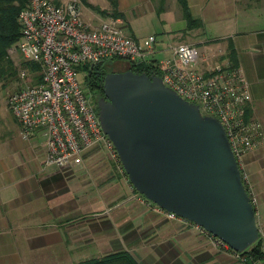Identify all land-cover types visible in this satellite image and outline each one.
<instances>
[{
  "label": "crops",
  "instance_id": "crops-1",
  "mask_svg": "<svg viewBox=\"0 0 264 264\" xmlns=\"http://www.w3.org/2000/svg\"><path fill=\"white\" fill-rule=\"evenodd\" d=\"M88 1L102 9L111 6L109 0L102 6ZM187 3L201 28L188 26L178 0H117L124 14L117 17L136 39L154 36L158 58L169 54L171 44L191 43L213 63L232 60L249 83L251 115L264 125V27L258 23L264 22V0ZM146 11L159 15L161 28L147 34L130 28L129 16ZM95 12L88 20L104 17ZM21 131L20 125V137L6 147L0 143V264H80L121 250L140 264H247L193 223L168 219L156 206L142 203L123 171L115 169L117 163L102 155L103 146H93L81 164L62 170L44 165L42 130L30 138ZM246 166L264 240V139L246 155ZM105 175L108 185L97 181ZM109 209L117 217L108 216Z\"/></svg>",
  "mask_w": 264,
  "mask_h": 264
},
{
  "label": "built area",
  "instance_id": "built-area-1",
  "mask_svg": "<svg viewBox=\"0 0 264 264\" xmlns=\"http://www.w3.org/2000/svg\"><path fill=\"white\" fill-rule=\"evenodd\" d=\"M19 22L21 37L15 49L19 56L12 57L14 49L9 53L19 83L9 94L8 104L25 138H30L35 130L43 131L45 166L69 169L83 162L88 149L99 145L108 150L123 171L81 75L88 74L86 66L110 59L124 60L127 65L152 63L166 86L197 104L204 115L214 116L223 124L255 205L257 197L249 181L246 155L263 141L264 125L248 115L252 95L239 66L225 59L213 63L191 43L171 44L169 54L158 58L154 36L144 42L136 39L125 31L124 20L114 15L88 20L80 0H28L19 13ZM140 200L150 206L155 204L145 197ZM154 206L168 219L188 221L157 204ZM212 237L216 245L229 248L218 237ZM233 253L245 261L240 252Z\"/></svg>",
  "mask_w": 264,
  "mask_h": 264
},
{
  "label": "water",
  "instance_id": "water-1",
  "mask_svg": "<svg viewBox=\"0 0 264 264\" xmlns=\"http://www.w3.org/2000/svg\"><path fill=\"white\" fill-rule=\"evenodd\" d=\"M99 119L134 188L242 252L260 237L253 204L223 124L160 76L109 72Z\"/></svg>",
  "mask_w": 264,
  "mask_h": 264
},
{
  "label": "trees",
  "instance_id": "trees-1",
  "mask_svg": "<svg viewBox=\"0 0 264 264\" xmlns=\"http://www.w3.org/2000/svg\"><path fill=\"white\" fill-rule=\"evenodd\" d=\"M182 9L183 14L188 22L190 28L200 27L201 20L194 18L191 14L190 8L188 6L187 0H178ZM28 0H0V79H15L16 78V67L14 60L9 55V48L16 44L21 37V24L19 22V13L27 4ZM115 9L108 11L106 9H101L95 7V10L101 14L108 16L110 14L114 16H122L123 13L117 8L116 0L113 1ZM231 58V57H230ZM115 59L106 60L92 66H86L88 74L86 76L87 85L89 91L95 94L98 99L104 96V79L105 75L109 72H114L113 67H111V62ZM232 65L237 66L230 60ZM32 68H36L35 64L31 65ZM131 69L136 73H147L149 76H159V69L152 63H132L127 65L128 70ZM97 110H99L98 104L96 102ZM248 115H251L250 108H248ZM121 163V161H120ZM121 166L123 167L122 163ZM123 173L129 180V177L123 168ZM131 183V181L129 180ZM132 185V183H131ZM133 186V185H132ZM134 188V186H133ZM134 190L138 192L135 188ZM139 193V192H138ZM155 205V204H154ZM209 235H211L209 233ZM213 236V235H211ZM228 250L234 252L230 247ZM242 257H245V262L247 264H254L257 260L264 259V240L260 236L259 239L250 247L240 252ZM80 264H140L138 260L128 251L121 250L116 252H111L109 254L103 255L99 258L89 259Z\"/></svg>",
  "mask_w": 264,
  "mask_h": 264
},
{
  "label": "rangeland",
  "instance_id": "rangeland-1",
  "mask_svg": "<svg viewBox=\"0 0 264 264\" xmlns=\"http://www.w3.org/2000/svg\"><path fill=\"white\" fill-rule=\"evenodd\" d=\"M54 1L57 2V3L59 1L61 3H63V2L69 1V0H54ZM80 1H81L83 14H84L85 18H87V19L92 18L93 15L96 14L95 7L101 8L98 5L91 4L88 0H80ZM95 1L99 2V4H101V6H102L104 0H95ZM107 1L108 0H105V2H107ZM113 1H115V0H109V2L111 3V6H110V9H106V10L112 11V10L115 9V5L113 4ZM116 3H117V0H116ZM178 7H180V6H178ZM172 8L173 7H171V9ZM102 16L105 17V15H103V14H102ZM158 17H159L158 14L150 13L148 11H146L144 13L143 12H139V13L134 12L133 14H131L129 16L130 28H132L133 30L135 28H139V29L143 30L146 34L149 33V32L154 31L155 29L158 30V29L161 28V26H160L161 22L158 20ZM258 23L261 24L264 27V22L263 21H258ZM201 26H202V24H201ZM201 26H200V28H201ZM194 28H197V27H194ZM125 30H127V26H126ZM12 49H14L13 53L11 54L12 57L14 55L15 56H19L18 53L15 52L16 44H13L9 48V53H10V50L12 52ZM111 64H112L111 67H113L114 70L122 71V70L125 69L123 67L126 65V62L124 60H116L115 59L114 61L111 62ZM86 76H87V73L83 72L82 75H81V79H82V82L84 84L86 92L88 94H90L91 97H92L93 93L89 91V88H88V85H87V81H86ZM18 83H19L18 79H14V80L11 79V78H9V79H0V143L2 145H4V147H6L7 144L10 141L16 139L17 137H20V125H19V122L16 119V117L14 116V114H13V112L10 109L9 104H8V96L13 91V89L17 86ZM99 150L101 151L102 155H106V157H108L110 159V163L113 164V161L110 158L108 150L105 147H101ZM114 167H115V169H119L115 165H114ZM98 172H100V171H98ZM103 174L104 173H101V174L99 173V175H103ZM106 177L107 176L105 175V176H103L104 179H97V181L101 182L104 185H108V183L105 180ZM98 178H99V176H98ZM126 181H127V177H126ZM127 182L130 184L129 181H127ZM137 194H138V196H142V197L146 198V196L141 194L140 192L137 193ZM256 204H257V202L255 203V206H256ZM107 211H105V212L108 213L107 214L108 216L110 215L112 218H113V216L117 217V216H115V215H117V213L114 214L113 210L109 209V211L108 212ZM122 215H123V212L120 211L118 213V216H122ZM120 248H123V247H119V249Z\"/></svg>",
  "mask_w": 264,
  "mask_h": 264
},
{
  "label": "flooded vegetation",
  "instance_id": "flooded-vegetation-1",
  "mask_svg": "<svg viewBox=\"0 0 264 264\" xmlns=\"http://www.w3.org/2000/svg\"><path fill=\"white\" fill-rule=\"evenodd\" d=\"M117 71H118V70H117ZM122 71H123V70H122ZM101 97H102V96H101ZM101 97H100V98H101ZM100 98L97 99V98L95 97V94L92 95L91 99H92V102L94 103V105L96 104V102H97V104H98V101H99ZM95 106H96V105H95Z\"/></svg>",
  "mask_w": 264,
  "mask_h": 264
}]
</instances>
